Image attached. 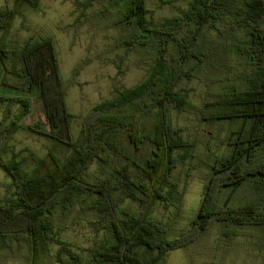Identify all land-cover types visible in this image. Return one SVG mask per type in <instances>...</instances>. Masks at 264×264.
Listing matches in <instances>:
<instances>
[{
  "label": "trees",
  "instance_id": "obj_1",
  "mask_svg": "<svg viewBox=\"0 0 264 264\" xmlns=\"http://www.w3.org/2000/svg\"><path fill=\"white\" fill-rule=\"evenodd\" d=\"M93 1L79 5L87 9ZM26 5L37 9L39 0H15L12 8H0L1 82L22 93H0V106H5L0 166L14 188L0 202V259L23 247L25 264H166L171 251L200 239L215 220L230 239L245 227L264 229V0H191L187 9L159 24L149 19L146 0H109L106 11L119 8L112 22L126 53L144 52L153 64L139 84L117 88L114 98L92 107L76 139L55 41L43 36L19 45L8 42L16 17L25 19ZM211 31L221 38H210ZM228 48L243 59L240 83L201 109L208 124L229 123L227 151L209 164L200 210L190 227L176 234L184 190L174 171L195 157L196 143L173 124L172 111L197 107L182 82L204 65L219 69ZM34 91L44 104L49 131L41 123L21 122L31 112L26 95ZM14 106L19 113L6 123ZM19 130L53 142L51 166L33 152L30 159L37 164L31 170L18 154L6 159L4 139ZM245 187L248 196L235 201ZM225 191L234 202L220 203ZM158 205L176 209L174 223L152 216ZM69 219L87 221L101 233L86 255L59 235ZM52 244L59 245L55 255Z\"/></svg>",
  "mask_w": 264,
  "mask_h": 264
},
{
  "label": "rangeland",
  "instance_id": "obj_2",
  "mask_svg": "<svg viewBox=\"0 0 264 264\" xmlns=\"http://www.w3.org/2000/svg\"><path fill=\"white\" fill-rule=\"evenodd\" d=\"M85 1L39 0L37 9L24 6L25 19L16 17L8 40L11 45L43 36L52 37L55 41L60 73L68 86L66 104L74 114L70 128L73 139L79 136L83 120L92 107L114 98L117 88L124 90L139 84L147 77L153 64L144 52L135 50L126 53V46L120 40L121 32L112 22L119 14V8L112 7V10L106 11L109 0H95L89 8L83 9L79 2ZM190 2L172 0L169 4H161L159 0H146V7L150 10L148 17L159 24L173 17L179 9H187ZM14 4L15 0H0L1 9L12 8ZM223 29L228 31L227 26ZM209 36L221 38L216 31H211ZM229 38L232 39V36ZM231 41L234 40H228ZM224 56L225 62L220 61L219 69L204 65L196 72V77L182 82L189 89V96L197 107L183 112L172 111L173 124L181 126L184 136L196 143L195 157L189 158L174 171L180 181V188L184 190L182 212L175 225L176 234L188 229L200 210L210 178L209 164L213 163L216 156H222L227 151L225 137L229 132V123L222 121L210 125L202 119L201 112L205 102L219 100L227 87L240 83L244 70L243 59L231 48L227 49ZM31 72L34 75L33 68ZM3 76L4 69L0 62V93L22 97L21 92L2 84ZM26 96L31 99V112L21 122L25 125L41 123L49 131L44 104L38 92ZM4 109V105L0 106V122L4 117ZM12 111L6 123L19 113V108L14 106ZM4 141L7 146L6 159L11 160L14 154H18V160L25 162L28 159L26 167L31 170L37 164L30 159L33 152L51 166L49 151L53 149V142L48 138L19 130ZM57 150L67 155L64 147ZM92 171H96V165ZM10 184L11 178L0 166V202L12 196L14 188ZM228 192L225 191L220 198L221 204L229 200L234 202L233 198H227ZM247 196L248 188L245 187L236 192L234 199L236 201ZM152 216L174 223L176 209L167 211L158 205ZM72 221H67L68 227L61 230L59 235L71 244L74 251L86 255V249L100 241L101 233L98 234L87 221L78 224ZM223 229V224L215 220L200 239L186 248L171 251L166 264H264V229L245 227L232 239L224 235ZM58 249L59 245H51L53 255ZM23 254L24 248H19L10 257L1 258L0 264H25ZM47 264L58 263L48 261Z\"/></svg>",
  "mask_w": 264,
  "mask_h": 264
}]
</instances>
